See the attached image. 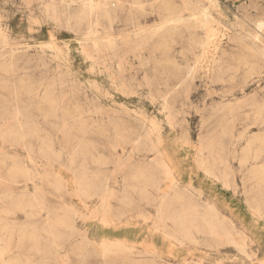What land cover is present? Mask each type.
I'll return each mask as SVG.
<instances>
[{
    "label": "rangeland",
    "instance_id": "obj_1",
    "mask_svg": "<svg viewBox=\"0 0 264 264\" xmlns=\"http://www.w3.org/2000/svg\"><path fill=\"white\" fill-rule=\"evenodd\" d=\"M161 1L0 0V264H264V0Z\"/></svg>",
    "mask_w": 264,
    "mask_h": 264
},
{
    "label": "bare ground",
    "instance_id": "obj_2",
    "mask_svg": "<svg viewBox=\"0 0 264 264\" xmlns=\"http://www.w3.org/2000/svg\"><path fill=\"white\" fill-rule=\"evenodd\" d=\"M146 1H148V0H109V7L113 8V11H115L118 9L125 8L127 6H130V7L133 5L140 6V5H142L143 2H146ZM200 1H203V0H164V1H161L162 6L165 8V14L162 18V20L164 21V25L162 26V29L159 27L161 32H158V31L154 32V33H157L155 35L162 37V35H164L165 33L170 34V32H174L175 30H178V28L180 29L181 27L185 28V30H190V29L195 30L197 28H203L204 36L202 38L198 39L197 34L194 32V33L189 34V38L187 41L193 42V44L195 43V45L197 47H199V49L204 51L206 49V46L213 42L212 36H211V31H210V26L212 24V17L210 15L209 11L206 10L205 8H203L199 4ZM72 2L75 4L77 3L76 4L77 8H79L81 10L85 9V5L83 4V0H69V3H72ZM108 10H109V8H108ZM108 10H107V12H108ZM147 40H148V38H147ZM15 100H14V104H17V101H15ZM43 102L46 104H49V105L55 104L54 103L55 101L50 97H44ZM259 126L264 128V115H263V118H261V120L259 122ZM257 137H262V135H258ZM103 242L101 243V246L106 245Z\"/></svg>",
    "mask_w": 264,
    "mask_h": 264
}]
</instances>
